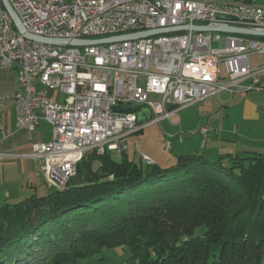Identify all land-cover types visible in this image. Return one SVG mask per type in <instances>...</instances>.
Listing matches in <instances>:
<instances>
[{"label":"built area","instance_id":"1","mask_svg":"<svg viewBox=\"0 0 264 264\" xmlns=\"http://www.w3.org/2000/svg\"><path fill=\"white\" fill-rule=\"evenodd\" d=\"M6 1L30 35L109 41L71 47L28 40L0 0V70L16 72V129L33 133L40 122L51 127V140L33 144L29 154L49 189L63 187L89 153L120 157L126 152V138L144 128L137 113H113L118 103L146 106L159 123L171 116L164 104L186 108L220 93L264 91L263 38L219 31L228 25L264 33V7L248 0ZM181 26L209 31L113 41ZM255 55L262 61L254 65ZM150 94L159 95L161 103L148 101ZM207 131L190 135L205 138ZM141 159L152 163L144 155Z\"/></svg>","mask_w":264,"mask_h":264},{"label":"trees","instance_id":"2","mask_svg":"<svg viewBox=\"0 0 264 264\" xmlns=\"http://www.w3.org/2000/svg\"><path fill=\"white\" fill-rule=\"evenodd\" d=\"M75 171L0 207V264H86L114 247L124 264H264V153L180 155L165 168L92 152Z\"/></svg>","mask_w":264,"mask_h":264},{"label":"crops","instance_id":"3","mask_svg":"<svg viewBox=\"0 0 264 264\" xmlns=\"http://www.w3.org/2000/svg\"><path fill=\"white\" fill-rule=\"evenodd\" d=\"M248 1L252 2V0ZM261 82L264 86V75L261 76ZM16 92L15 70H0V207L16 204L28 198L22 199L23 195L19 194L20 191L24 185L33 188L37 185L40 176L38 164L29 157L32 145L47 143L51 140L49 137H52V133L49 137L42 135L41 128L46 122H40L38 129L36 128L33 133L16 129L13 106V96ZM50 97L59 99L56 93H51ZM191 106L190 108L193 109L191 118H188L184 125L179 121L178 126H186L189 131H198L205 127L208 129L205 138L197 133L200 136L197 145H203V149L199 147L202 151H197L198 154L215 159L219 155L226 154L242 156L246 152L264 153V91L250 92L243 97H229L226 93H220ZM148 113L147 110L143 114V122L150 118ZM166 133L174 138V134L169 131ZM156 164L165 168L168 166V163L165 166Z\"/></svg>","mask_w":264,"mask_h":264},{"label":"rangeland","instance_id":"4","mask_svg":"<svg viewBox=\"0 0 264 264\" xmlns=\"http://www.w3.org/2000/svg\"><path fill=\"white\" fill-rule=\"evenodd\" d=\"M222 1H230V0H222ZM255 4L264 7V0H252ZM214 34H212L213 36ZM264 39V38H263ZM262 60V57L255 55L251 58L252 63L255 65V63ZM13 71V70H10ZM39 89V88H38ZM248 94V93H246ZM245 93L243 95H236L235 97H243L246 95ZM159 100L158 96H151L150 100ZM194 107V106H191ZM176 115H174L171 119H165L160 121L159 123H154L151 126L145 127L144 132L137 135H131L126 138V146L127 150L125 152V156L129 159V161L134 163H142L143 166L146 165L143 162H141L142 155H147L146 157H149L151 160L154 161V163L161 164L165 166L167 164L168 166L173 165L176 161V157L180 154H188L193 155L194 153H197V151H202L200 148L203 149V145L199 144L197 145V142H199L200 136L195 134L194 136L190 135L189 131L186 126L180 127L178 126L179 121H182V124L184 125L185 121L188 118H191V115L193 114V109L190 107L188 108H178L175 109ZM147 112V109L142 107V110H140L137 115L140 117V114H144ZM149 114V113H148ZM150 118L147 119L142 124H145L146 122L150 121ZM45 124V123H44ZM141 124V125H142ZM186 127V128H185ZM38 129V128H37ZM42 135L44 137H49L51 134V127L46 125H42ZM169 131L170 133L174 134V138H172L170 135H168L166 132ZM163 136H165L163 138ZM194 138V139H193ZM198 138V139H196ZM51 137H49V140ZM164 139L166 141L164 142ZM202 140V139H201ZM166 142H169L170 145V152L165 150V144ZM200 147V148H199ZM205 149L207 145L205 144ZM200 149V150H198ZM196 151V152H195ZM114 157V156H113ZM115 159L118 158L117 156L114 157ZM170 161V163L168 162ZM160 166V165H158ZM161 167V166H160ZM39 171V167H38ZM53 189H47V187L44 185V177L40 173L39 181L37 185H35L33 188L28 187L24 185V188L20 191V195L22 196V199L29 197L30 195L35 194L36 196L41 195H49V193L53 192ZM1 194V193H0ZM128 257V250L121 248V247H114L110 249H103L102 252L98 255L93 256L92 258L85 260V263L89 264L90 261H95L98 258H103V262L100 264H124L125 260ZM89 261V262H88Z\"/></svg>","mask_w":264,"mask_h":264},{"label":"water","instance_id":"5","mask_svg":"<svg viewBox=\"0 0 264 264\" xmlns=\"http://www.w3.org/2000/svg\"><path fill=\"white\" fill-rule=\"evenodd\" d=\"M1 3H2L4 9L8 12L16 30L20 34H22L24 36V38H26L28 40L36 41V42H50V43L67 45V46H71V47H83V46H90V45L102 44V43H108L109 42L107 40H99V41H92V40L78 41V40H76V41L68 42V41H61V40H56V39H43V38L41 39V37H36V36L30 35V34L25 32V30L23 29L19 19L15 16L10 5L8 4V2L6 0H1ZM188 29H190L194 32H198V33L209 31L206 27H203V26H201V27H196V26L182 27L181 26V27H174V28H164L161 30H153V31L145 32V33H136L135 35L134 34L124 35V36L116 38V40H113V41L136 40L138 38H146L148 36H157V35L159 36L161 34H174V33H178V32H186ZM219 31L226 33V34L231 33V34L240 35V36L245 35V36H249V37H253V38L254 37L264 38V33H259L257 31H251V30H246V29H242V28L238 29L235 27H230L228 25L227 26H221ZM140 110H142V109L139 105H129V104H125V103L124 104L118 103L116 106H114L112 108L113 113L121 114V115L135 114V113H138ZM140 115L141 116L138 117V123L142 124L143 123V115L142 114H140ZM137 133H134L132 135H136ZM140 160H141V162H143L142 159H140ZM143 163L147 164L145 162H143ZM153 163L154 162L152 161L151 164H147V165H153ZM75 174H76V171H75ZM44 185H45V182H44ZM47 189H49V188H47ZM53 190L55 191V190H59V189H53Z\"/></svg>","mask_w":264,"mask_h":264},{"label":"bare ground","instance_id":"6","mask_svg":"<svg viewBox=\"0 0 264 264\" xmlns=\"http://www.w3.org/2000/svg\"><path fill=\"white\" fill-rule=\"evenodd\" d=\"M148 31H153V30H151V29H149ZM148 31H143V32H139V33H145V32H148ZM158 36V35H157ZM160 36V35H159ZM148 37H154V36H148ZM148 37H146V38H148ZM138 39H141V38H138ZM137 39V40H138ZM151 96H158L159 97V100H150V97ZM161 98H160V96L159 95H156V94H150V95H148V101H154V102H158V103H161ZM197 104H199V103H197ZM195 105V104H194ZM142 107H144V108H146L147 110H148V112H149V114H151L152 116H151V119H150V121H148V122H146L145 124H143V128L145 127V126H151L152 124H154V123H158L157 121H156V119H155V116H154V114L152 113V111H150L146 106H143L142 105ZM179 108V107H178ZM178 108H176V107H172V105H170V104H164V109H165V111H166V113H168V114H171V116H170V119L174 116V115H176V113H175V109H178ZM169 143V142H168ZM169 147H170V145H169Z\"/></svg>","mask_w":264,"mask_h":264}]
</instances>
